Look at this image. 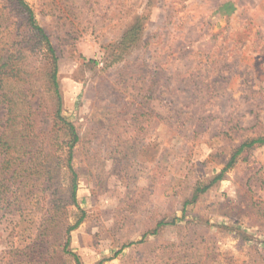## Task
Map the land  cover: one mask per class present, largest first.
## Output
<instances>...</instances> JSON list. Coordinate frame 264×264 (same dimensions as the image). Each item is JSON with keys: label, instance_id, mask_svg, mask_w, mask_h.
Here are the masks:
<instances>
[{"label": "rangeland", "instance_id": "1", "mask_svg": "<svg viewBox=\"0 0 264 264\" xmlns=\"http://www.w3.org/2000/svg\"><path fill=\"white\" fill-rule=\"evenodd\" d=\"M25 1L56 47L61 115L79 134L77 204L63 208L69 224L84 218L68 250L85 264H264V145L185 205L264 125V0ZM226 1L235 10L217 13ZM22 16L0 0V55L30 33ZM41 102L51 126L57 99ZM53 188L0 209V264H77L46 215ZM160 221L173 223L153 233Z\"/></svg>", "mask_w": 264, "mask_h": 264}, {"label": "trees", "instance_id": "2", "mask_svg": "<svg viewBox=\"0 0 264 264\" xmlns=\"http://www.w3.org/2000/svg\"><path fill=\"white\" fill-rule=\"evenodd\" d=\"M12 1L21 10L22 19L30 33L22 35L21 39L19 36L14 37L13 47L0 55V104L4 105L0 116V209L12 210L16 205L20 207L21 201L36 191L45 192L54 187L49 195L50 204L46 215L56 223V234H65V251L73 256L77 264H85L77 253L68 250L70 233L81 224L84 212L74 224H69L63 208L68 204H77L78 173L73 168L72 160L79 134L75 126L61 115L58 54L50 34L37 22L31 6L25 0ZM234 10V3L226 1L216 12L230 15ZM32 55L46 60V68L39 74L30 65ZM45 90L51 91L58 102L57 109L50 113V117H54L51 126L39 114ZM37 96H40L39 104L34 107L32 102ZM260 123L256 122L252 128L260 126ZM261 127L257 134L241 140L227 164L207 183L197 184L192 199L187 200L185 205L223 180L226 172L236 164L246 149L264 145V125ZM61 131L67 137L66 156H62L65 148H62V155L58 153L62 146V143L59 144ZM56 145L57 149L54 148ZM63 166H67L70 173L67 186L63 185ZM169 223L173 221H160L153 233L157 232L158 227ZM102 263L100 261L98 264Z\"/></svg>", "mask_w": 264, "mask_h": 264}]
</instances>
